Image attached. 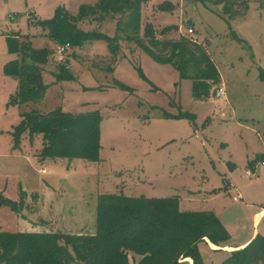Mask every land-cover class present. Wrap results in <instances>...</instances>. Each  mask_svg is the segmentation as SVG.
Here are the masks:
<instances>
[{
    "label": "rangeland",
    "instance_id": "1",
    "mask_svg": "<svg viewBox=\"0 0 264 264\" xmlns=\"http://www.w3.org/2000/svg\"><path fill=\"white\" fill-rule=\"evenodd\" d=\"M97 2L0 0V155H7L0 156V194L19 210L17 214L0 207V231L93 234L97 197L115 194L177 197L181 211L214 212L229 239L243 240L251 228V209L245 205L255 189L258 194L264 190V81L259 71L264 72V0H246L247 8L230 20L211 2L142 4L141 36L146 25L160 40L187 36V30L194 29L188 37L203 45L220 76L204 100H194L191 80L180 78L170 65L154 62L127 39L131 26L119 36L116 60L101 39L71 47L58 60L59 44L31 25L33 19H50L57 7L76 15L80 6ZM165 2L169 12L160 10ZM79 27L113 38L116 20ZM166 27L175 29L161 33ZM18 33L28 36L33 48L52 53L44 67L50 86L43 99L20 108L9 105L18 90L17 79L4 74L5 64L19 59L8 53L6 36ZM60 66L68 67L71 80L54 79ZM220 88L224 96L216 97ZM33 109L98 112L99 161L43 159L40 136L23 139L19 157L13 158L8 132L18 123L19 112ZM226 224L237 231L230 233ZM200 248L204 264H218L208 248Z\"/></svg>",
    "mask_w": 264,
    "mask_h": 264
},
{
    "label": "trees",
    "instance_id": "2",
    "mask_svg": "<svg viewBox=\"0 0 264 264\" xmlns=\"http://www.w3.org/2000/svg\"><path fill=\"white\" fill-rule=\"evenodd\" d=\"M146 1L98 0L94 5L80 6L76 15L57 7L50 19H33L31 25L40 28L55 45L76 47L94 39L104 40L114 60L120 51L119 36L131 26L128 40L154 62L170 65L179 72L180 78L191 80L194 100L209 98L212 87L220 83V76L203 45L188 34L157 39L147 25L143 35L139 34L141 6ZM198 1L220 6L222 17L227 20L247 8L246 0ZM166 3L159 5L162 12L171 10ZM107 19L116 20L113 38L94 28L85 32L79 27L82 23L101 24ZM172 28L175 29L166 27L161 33L166 34ZM6 40L8 53L19 57L4 66V74L15 77L18 83L9 105L20 108L29 102H39L50 86L44 80V67L52 56L51 50L33 48L29 37L20 33L8 34ZM259 71L264 81V72ZM53 77L56 81L72 79L67 66H60ZM18 116V123L8 132L12 152L20 150L23 139L40 136L39 156L43 159L99 161L101 117L98 112L77 115L61 110L44 113L33 109L21 111ZM163 116L176 117L167 113ZM263 157L261 155V160ZM1 206L19 212L16 202L0 194ZM229 238L214 212L181 211L177 197L132 198L102 194L97 197L93 234L0 231V264H184L180 261L187 258L192 264H204L198 244L207 239L220 246ZM220 264H264V234H257L244 248L230 252Z\"/></svg>",
    "mask_w": 264,
    "mask_h": 264
},
{
    "label": "crops",
    "instance_id": "3",
    "mask_svg": "<svg viewBox=\"0 0 264 264\" xmlns=\"http://www.w3.org/2000/svg\"><path fill=\"white\" fill-rule=\"evenodd\" d=\"M0 150H1V148H0ZM14 153L15 154H12V156H14L13 158L19 157L20 153L19 154L17 152H14ZM4 155L5 154H1L0 156H4ZM5 156H7V155H5ZM235 167L236 166L233 164L232 168H235ZM256 198H259V200H256ZM249 199L250 200H248V202L250 204L245 205V207H248V209H251L248 211L249 214L247 217L248 221L251 222V228H250L247 236H245V238H243V240H240L239 242H235L237 240H234V239H232V240L229 239L226 243H224L220 246L214 245V244L210 243L207 239H204L203 242H200L198 244L200 252H202L201 251L202 248H200V247L203 246L204 247L203 249L208 248L212 252V256H213L215 262L220 264L228 256V254L230 252L244 248L257 234H264V205H263L264 204V190L259 192V194H258L256 189H255L254 193L251 194V197ZM261 201H263V203H261ZM47 222H49V221L40 220L39 223H47ZM220 222L224 226V224L221 220H220ZM261 226L263 227L262 233L259 231V228ZM225 227H227V229H228L227 224ZM233 231L236 232L237 230L232 227V230H229V232L233 233ZM183 261H184L183 262L184 264H192L191 259L187 258ZM180 262L182 263V261H180Z\"/></svg>",
    "mask_w": 264,
    "mask_h": 264
},
{
    "label": "built area",
    "instance_id": "4",
    "mask_svg": "<svg viewBox=\"0 0 264 264\" xmlns=\"http://www.w3.org/2000/svg\"><path fill=\"white\" fill-rule=\"evenodd\" d=\"M194 33H195L194 29H192V28L187 30L188 36H192ZM70 48H71V46L69 44H64V45L57 46L55 48V53H56V56H57L58 60H62L64 58V53ZM222 96H224V90L222 88H220L217 91L216 97H222ZM261 166H264V161L261 162ZM246 175L250 176L251 172L247 171ZM233 200L236 201L237 199L234 198Z\"/></svg>",
    "mask_w": 264,
    "mask_h": 264
}]
</instances>
